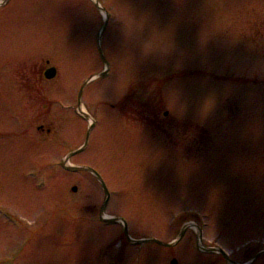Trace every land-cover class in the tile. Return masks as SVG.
Listing matches in <instances>:
<instances>
[{"label": "rangeland", "instance_id": "1", "mask_svg": "<svg viewBox=\"0 0 264 264\" xmlns=\"http://www.w3.org/2000/svg\"><path fill=\"white\" fill-rule=\"evenodd\" d=\"M101 3L114 16L104 40L113 76L87 89L83 100L102 123L94 131L91 149L72 164L93 168L110 190L118 191L107 216L124 220L133 239L170 243L183 225L171 227L172 220L187 207L208 215L209 241L220 236L219 242L235 263L249 264L264 251V87L246 82H264V45H242L234 35H225L220 24L232 26L240 13H257L250 8L258 4L262 19L245 21L238 28L241 36L252 30L250 24L264 31V0ZM99 25L88 2L81 0H14L0 10V105L8 101L3 81H12L15 105L10 107L24 111L29 132L47 142L43 146L30 137L29 145L24 136L0 138V206L28 221L31 233L53 213L50 228L55 236L69 235L76 241L75 247L57 245L36 235L18 264H98L90 258L100 251V264H134L135 259L140 264H170L173 259L178 264H195L186 243L182 255L169 251L163 258L167 251L152 244L123 247L118 227L97 229L96 224L79 230V225L98 219L105 200L91 175L59 171L49 180L48 191L34 190L33 175L39 177L40 168L48 163L58 166L61 155L84 143V124L74 114L61 111V104L76 108V86L105 69L92 44ZM88 28L90 48L73 40ZM48 62L57 65L59 74L50 83L40 84V73L50 67ZM168 70L187 76L165 80L163 99L154 81ZM194 73L209 74L221 82ZM150 74L154 77L149 78ZM227 79L244 80L237 85ZM134 83V103L111 113L110 107L120 104ZM36 85L37 94L30 88ZM162 99L174 118L192 122L211 135L208 149L188 123L180 128V122L165 117ZM1 106L0 134L14 131L20 124L6 119ZM40 126L45 132L38 131ZM47 129H52L51 134ZM32 139L36 142L31 143ZM164 146L174 150L166 151ZM57 169L52 167V172ZM29 171L33 175L24 176ZM180 196L187 198L188 205L179 204ZM168 211H173L172 218L166 216ZM62 222H69L71 229ZM3 224L0 219V261L14 259L25 239ZM258 260L264 264V257Z\"/></svg>", "mask_w": 264, "mask_h": 264}, {"label": "bare ground", "instance_id": "2", "mask_svg": "<svg viewBox=\"0 0 264 264\" xmlns=\"http://www.w3.org/2000/svg\"><path fill=\"white\" fill-rule=\"evenodd\" d=\"M82 111H83V113L85 112L84 109H83ZM84 114H85V113H84Z\"/></svg>", "mask_w": 264, "mask_h": 264}, {"label": "water", "instance_id": "3", "mask_svg": "<svg viewBox=\"0 0 264 264\" xmlns=\"http://www.w3.org/2000/svg\"><path fill=\"white\" fill-rule=\"evenodd\" d=\"M51 77V76H50Z\"/></svg>", "mask_w": 264, "mask_h": 264}]
</instances>
